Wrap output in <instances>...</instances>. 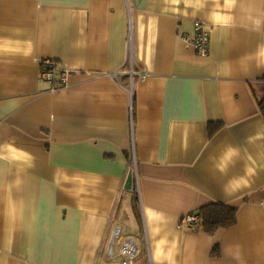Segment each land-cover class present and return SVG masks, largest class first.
<instances>
[{"label":"crops","instance_id":"obj_1","mask_svg":"<svg viewBox=\"0 0 264 264\" xmlns=\"http://www.w3.org/2000/svg\"><path fill=\"white\" fill-rule=\"evenodd\" d=\"M263 75L264 0H0V264H118L114 226L135 264H264ZM212 202L235 224L181 226Z\"/></svg>","mask_w":264,"mask_h":264},{"label":"built area","instance_id":"obj_2","mask_svg":"<svg viewBox=\"0 0 264 264\" xmlns=\"http://www.w3.org/2000/svg\"><path fill=\"white\" fill-rule=\"evenodd\" d=\"M182 37L199 55L203 57L208 55L209 35L202 21L195 20L193 22V34L191 36L183 35ZM42 65L43 67L40 71L42 80L61 84L66 82L67 71L61 70L58 77H56V63L53 60L47 59L42 62ZM130 171H132L131 168ZM198 218V215L195 213H190L181 219L180 224L181 226L193 228ZM140 250L141 239L139 237L132 234L123 235L120 231V227L114 226L106 244L105 256L110 261L118 259L119 264H135Z\"/></svg>","mask_w":264,"mask_h":264},{"label":"trees","instance_id":"obj_3","mask_svg":"<svg viewBox=\"0 0 264 264\" xmlns=\"http://www.w3.org/2000/svg\"><path fill=\"white\" fill-rule=\"evenodd\" d=\"M260 84L263 87V91L260 95H255L254 97L259 113L264 116V75L260 78ZM253 93L255 94V92ZM214 130L215 126L211 125L210 132L212 133ZM193 213L199 217L195 225L207 232L230 227L236 222V208L219 202L203 205Z\"/></svg>","mask_w":264,"mask_h":264},{"label":"water","instance_id":"obj_4","mask_svg":"<svg viewBox=\"0 0 264 264\" xmlns=\"http://www.w3.org/2000/svg\"><path fill=\"white\" fill-rule=\"evenodd\" d=\"M124 189L125 190H131L132 189V173L129 172V174L127 175V178L125 180V184H124Z\"/></svg>","mask_w":264,"mask_h":264},{"label":"bare ground","instance_id":"obj_5","mask_svg":"<svg viewBox=\"0 0 264 264\" xmlns=\"http://www.w3.org/2000/svg\"><path fill=\"white\" fill-rule=\"evenodd\" d=\"M139 256V255H138ZM138 258V257H137ZM110 261V260H109ZM117 261V263L119 264V260L118 259H115L114 261H111V262H115ZM137 261V260H136Z\"/></svg>","mask_w":264,"mask_h":264}]
</instances>
